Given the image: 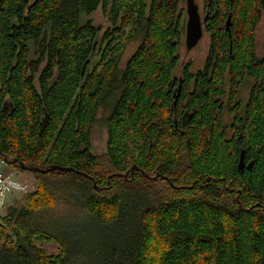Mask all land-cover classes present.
Wrapping results in <instances>:
<instances>
[{"label": "trees", "instance_id": "trees-1", "mask_svg": "<svg viewBox=\"0 0 264 264\" xmlns=\"http://www.w3.org/2000/svg\"><path fill=\"white\" fill-rule=\"evenodd\" d=\"M184 13L179 0H0V159L35 177L0 217V264H264V0H205L199 69L182 64ZM58 204L75 213L52 222Z\"/></svg>", "mask_w": 264, "mask_h": 264}, {"label": "rangeland", "instance_id": "rangeland-1", "mask_svg": "<svg viewBox=\"0 0 264 264\" xmlns=\"http://www.w3.org/2000/svg\"><path fill=\"white\" fill-rule=\"evenodd\" d=\"M195 4L198 6V11L201 18L204 15V3L205 0H194ZM180 5L183 7L184 11L186 9V1L179 0ZM91 18L93 19V23L100 27L106 25L105 16L98 10L94 13ZM187 15L184 13V21L186 23ZM263 40H264V20L260 23L257 30V38H256V53L259 57L263 56ZM135 46L131 45L127 48L125 54L122 57V63H125L131 53L135 50ZM209 48V36L207 34H203L202 39L197 44V46L188 51L185 47L184 37L183 43L180 48V56L182 60V64H186L190 62L194 69H199L203 66L207 52ZM250 88L249 83H245L244 86L239 91V96L241 99L245 100L248 95ZM106 112H101L99 114V119L97 123L93 127L92 134V145L95 152L103 153L106 141V130L103 126L102 118ZM1 168L4 170L6 174H12V177L19 182V184L23 187V190L13 191L6 195L5 197V205L2 209H0V217L4 216L6 213V207L8 205L12 206H20L24 202V197L28 192H31L35 185V177L31 172H23L21 170H16L7 166V164L2 163ZM81 212V211H80ZM76 212L77 216H80L81 213ZM75 213V209L69 206H65L63 204H58L55 208L53 214L51 215L52 222L63 220L62 217H71L72 214ZM83 214V213H82ZM37 245H40L44 248L47 254H55L57 252V246L53 244H45L37 242Z\"/></svg>", "mask_w": 264, "mask_h": 264}, {"label": "water", "instance_id": "water-1", "mask_svg": "<svg viewBox=\"0 0 264 264\" xmlns=\"http://www.w3.org/2000/svg\"><path fill=\"white\" fill-rule=\"evenodd\" d=\"M187 23L185 29V47L188 51L192 50L202 39L203 30L200 21L198 8L194 0H187ZM229 27V19L226 23V28ZM22 168H24L22 166ZM35 172H43L35 169Z\"/></svg>", "mask_w": 264, "mask_h": 264}, {"label": "flooded vegetation", "instance_id": "flooded-vegetation-1", "mask_svg": "<svg viewBox=\"0 0 264 264\" xmlns=\"http://www.w3.org/2000/svg\"><path fill=\"white\" fill-rule=\"evenodd\" d=\"M186 2H187V0H185ZM195 3V2H194ZM196 5V4H195ZM197 6V5H196ZM197 8H198V6H197ZM199 12V11H198ZM185 13H186V15H187V3H186V9H185ZM200 15V14H199ZM187 18H188V15H187ZM200 21H201V26H202V30H203V34L205 33L204 32V22H205V18H204V15H203V17L201 18V16H200ZM186 23H187V20H186ZM186 23H185V26H186ZM226 28V27H225ZM186 29V28H185ZM227 29V28H226ZM206 34V33H205ZM203 37V36H202ZM200 42V41H199ZM197 46V45H196ZM195 48V47H194ZM193 48V49H194ZM190 76H191V79H190V82H189V84L191 83L192 84V86L191 87H194V85H195V82H194V79H195V77H198V76H200V75H196L195 73L194 74H190ZM180 84H181V81H180ZM247 99H248V95L246 96V98H245V100H243V99H241V97L240 96H238V99H237V101L239 102V104H234V105H232V106H227V105H224L223 106V113H222V118H223V121L225 122V123H229L228 125H230L231 123H232V121H233V116H234V114H236V113H238L239 115H241L242 114V111H243V108H244V104L246 103V101H247ZM227 108H230V109H232L231 110V112H228L227 111ZM233 134H234V131H233V129H230L229 130V133H228V135H230V137L231 136H233Z\"/></svg>", "mask_w": 264, "mask_h": 264}, {"label": "bare ground", "instance_id": "bare-ground-1", "mask_svg": "<svg viewBox=\"0 0 264 264\" xmlns=\"http://www.w3.org/2000/svg\"><path fill=\"white\" fill-rule=\"evenodd\" d=\"M185 28H186V26H185ZM2 163L6 164L3 160L0 159V173L3 175L4 178H8L11 182H13V186L11 187V189L8 192L5 193L4 199H3L4 202H3V205L0 207V209H2L5 205V197L7 194H9L13 191L23 190V187L19 184V182L12 177V174H6L4 172V170L1 168Z\"/></svg>", "mask_w": 264, "mask_h": 264}, {"label": "built area", "instance_id": "built-area-1", "mask_svg": "<svg viewBox=\"0 0 264 264\" xmlns=\"http://www.w3.org/2000/svg\"><path fill=\"white\" fill-rule=\"evenodd\" d=\"M13 186V182H11L8 178H4L0 173V207L3 205V199L6 192H8Z\"/></svg>", "mask_w": 264, "mask_h": 264}]
</instances>
